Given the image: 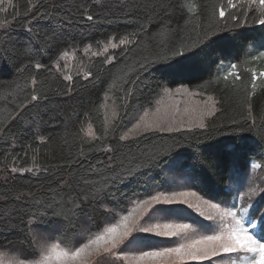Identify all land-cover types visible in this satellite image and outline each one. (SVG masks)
Segmentation results:
<instances>
[{"label":"trees","instance_id":"1","mask_svg":"<svg viewBox=\"0 0 264 264\" xmlns=\"http://www.w3.org/2000/svg\"><path fill=\"white\" fill-rule=\"evenodd\" d=\"M153 2L11 0L10 5L9 0H4L0 5L5 9L0 12V23L8 22L4 31L11 32L15 52V56L0 59V95H8L7 101L0 99V127L7 125L10 128V131L6 129L4 134H0V216L22 213L33 201L44 202L53 197L59 200L56 192L63 196L67 184H72L75 189L78 177H90L91 182H100L112 175L106 169L116 167L117 161L123 160L127 165L126 155L151 149L153 145L171 149L170 156L186 151L190 156L188 164L195 165L208 188L220 196L213 199L199 187L191 186L190 189L217 202L223 198L230 199L221 190L239 182L249 171L252 160L264 164V157L259 155L264 153V119H261L264 117V77L259 76L264 71V60H251L252 55L264 51V48L258 47L261 37H264L262 26L252 23L253 13L250 12L247 24L231 32L225 30L219 33L229 37L227 42L212 44L210 40L205 41L209 46L199 56L185 61L181 66L183 71L170 80L156 71L159 65L144 71L138 70L139 62L155 59L164 47L162 41L167 47L183 41L186 47L191 48L198 35L202 37L205 31H211L203 7L205 0H195L201 8L191 19L188 13L179 10L178 2L174 13L153 10ZM88 15L93 16L92 21L86 19ZM165 24L176 29L177 34L171 38L156 35ZM53 31L61 34L64 40L55 46L45 45L43 38ZM130 33L136 35L129 36ZM125 36L134 43L115 49L110 47L112 43L119 44L120 38ZM30 41L36 42L35 59H30L23 52ZM230 62L237 64L240 79L235 85L229 83L226 86L223 80L216 83L217 75L221 74L218 71L220 65ZM35 63H40L41 68L35 69ZM24 65H28L24 75H34L38 81L35 87L43 89L36 101L30 98L31 83L23 87L24 81L18 70ZM253 70L258 77L255 92L251 88ZM88 73L91 75L88 76ZM69 75L71 80L64 78ZM232 79L230 77L229 81ZM160 83L171 88L184 86L193 93L213 96L216 110L213 116L206 117L207 127L189 128L188 122H185L178 132L144 136L134 133L128 141H120L119 137L125 133L128 121L138 108L154 103L160 93L157 87ZM17 85H20L19 89ZM13 99L18 100L21 107L12 103ZM106 102H112L117 108L115 119L108 125L103 111ZM249 103L254 123L247 118ZM17 111L23 118L13 120ZM89 124L95 140L87 134ZM106 147L112 150L103 151ZM81 148L85 152L89 148L93 151L79 157ZM72 159L76 163L69 167L68 161ZM161 159L163 171L161 168L152 171L145 168L142 170L145 175L129 177L124 183L116 185L112 189L116 199H132L145 186L163 184L172 173L168 169V157ZM34 163L40 167L31 172L12 171L13 168H33ZM93 165L97 173L89 171ZM21 193L24 198L17 201L16 196ZM108 207L115 206L108 204ZM183 207L188 223L199 227L196 221L201 220L200 214L193 207ZM90 215H94L97 222L106 219L100 215L97 206L81 203L75 219L67 224L56 219L46 227L49 231L57 227L80 229L87 226L85 221ZM17 219L25 217L18 216ZM17 219H13L12 223H17ZM171 219L184 222L180 217ZM155 239L161 240L160 246L168 247L173 245L170 241L175 238ZM25 245V233L20 228L0 232V252L12 255L13 247Z\"/></svg>","mask_w":264,"mask_h":264},{"label":"snow or ice","instance_id":"2","mask_svg":"<svg viewBox=\"0 0 264 264\" xmlns=\"http://www.w3.org/2000/svg\"><path fill=\"white\" fill-rule=\"evenodd\" d=\"M177 2L179 10L188 13L190 19L192 15L200 12L201 5L195 0H154L152 8L174 13ZM3 3L4 0H0V5ZM9 4L11 5V0ZM203 7L207 12L208 27L211 31H205L202 37L198 35L191 48L186 47L183 41L172 47H167V44L162 41L164 45L162 52L156 54L155 59L139 62L138 70L149 71L159 65L156 71L165 74L166 78L171 80L173 76L183 71L181 66L185 61L199 56L204 48L209 46L205 41L210 40L212 44L218 41L227 42L229 37L221 36L219 33L225 30L231 32L242 24H247L250 12L253 13L252 23L262 26L261 30L264 31V0H205ZM2 11L5 9L0 8V12ZM86 19L92 21L93 16L88 15ZM7 28V21L0 23V59L15 56L13 41L10 39L11 32L4 31ZM176 34V29L165 24L156 35L171 38ZM128 35L135 36L136 33ZM213 36L217 39H211ZM43 40L45 45L55 46L63 41L64 37L53 31ZM132 43L134 41L125 36L120 38L119 44L112 43L110 47L115 49L120 45ZM34 45L36 42L30 41L23 49L24 54L30 59H35ZM258 47L264 48V37H261ZM64 55L67 56V53ZM251 60H264V51L252 55ZM33 66L35 69L41 68L40 63H35ZM26 67L28 65L22 66L18 71L24 81L23 87H27L29 82L33 86L30 98L31 101H36L43 89L35 87L38 81L34 75H24ZM57 67H59L58 64ZM236 70V63L221 64L218 70L221 74L217 75L216 83L223 80L226 86L229 83L235 85L240 79ZM87 75L90 76L91 73ZM259 76L264 77V71H261ZM230 77L233 78L231 81H229ZM64 78L72 79L70 75ZM257 79V73L253 70L251 72L253 92L258 87ZM157 87L160 89L158 93L160 100L154 114L156 118L135 124L134 129L138 130L136 133L138 136L181 131L183 122L176 119V115L180 113L179 101L175 99L178 94L189 98L188 106L183 110L184 115L189 118L188 127L201 129L207 127L206 117L213 116L216 110V102L211 96L193 105L191 98L196 93L190 92L188 88L177 87L173 90L163 83L158 84ZM17 88L19 89L20 85H17ZM16 94L14 89L13 95ZM250 97L251 93H249V99ZM0 99L7 101L8 95H0ZM12 103L21 107L16 99H13ZM147 116L146 112L145 117ZM22 118L19 111L12 117L13 120ZM247 118L255 122L250 103L247 106ZM233 123L237 122L233 121ZM177 124L179 127L176 126ZM6 129L10 131L7 125L0 127V134H4ZM87 134L92 137V140L96 139L91 124L88 126ZM130 138L129 132L121 135L119 140L128 141ZM111 150L107 147L103 149L105 152ZM91 151L93 149L89 148L88 152ZM88 152L81 148L79 157L86 156ZM170 152L171 149H161L153 145L151 149L126 155L124 159L128 160V164L125 165L123 160L117 161L116 167L106 169L112 175L100 182H91L90 177H78L74 189L72 184H67L65 181L67 191L64 195L61 196L59 191L56 192V196L60 197L59 200L53 197L44 202L33 201L22 213L13 212L7 217L0 216V232L20 228L25 233L26 241L25 247H13L12 255L8 252H0V264H125V262L127 264H189V262L205 261L209 264H217L214 258L226 260L227 264H264V212L260 211V208H254L250 202L245 203L244 199L245 196L254 193L255 189H250L248 193L241 195L240 189L244 186L241 179L238 187L221 190L227 193L230 199L223 198L218 203L203 200L197 192L190 190L191 186L199 187L205 195L212 196L213 199H218L220 194L208 188L201 177L200 170L195 165L188 164L190 156L186 151L177 152L174 156H170ZM259 155L264 157V153ZM165 156L170 161L168 169L172 175H169L163 184L145 186L132 199H116L112 191L116 185L124 183L129 177L145 175L142 171L145 168L149 171L161 168L163 163L161 158ZM109 159L111 160L112 157ZM75 163V159L69 160L68 166L71 167ZM101 165L103 166V162ZM39 167L34 163L33 168H13L12 171L31 172ZM89 171L97 173L98 170L93 165ZM161 171H163L162 168ZM162 188L164 190H161ZM117 191H119L118 188ZM77 192L82 195H78ZM23 198L22 193L16 196L17 201ZM81 203L97 206L100 215L106 219L97 222L95 216L90 215L86 218V227L80 229L57 227L51 231L48 230L46 225L53 220L59 219L67 224L75 219ZM258 203L264 207V197ZM108 204L115 207H108ZM201 204L210 211L204 212ZM183 205L196 208L202 216L206 217V221L211 223L197 220L198 229L193 223L175 222L171 219L172 217L188 219ZM18 216H23L25 219H17ZM13 219H17V223H12ZM155 237L175 238L170 241L173 246H159L162 242ZM222 254L235 255L225 257ZM21 256L24 258L21 259Z\"/></svg>","mask_w":264,"mask_h":264},{"label":"rangeland","instance_id":"3","mask_svg":"<svg viewBox=\"0 0 264 264\" xmlns=\"http://www.w3.org/2000/svg\"><path fill=\"white\" fill-rule=\"evenodd\" d=\"M184 87V86H180ZM171 88V87H170ZM177 88V87H176ZM173 90L175 88H172ZM190 91V90H189ZM192 92V91H190ZM211 96V95H206V96H201L200 94L194 95L191 100L193 102V105H195V102L202 101L206 97ZM213 98V96H211ZM175 99L179 101V108H180V113L176 115L177 121H182L183 123L188 122V116L184 115L183 110L185 107L188 106V97L178 94ZM159 100H160V95L156 96L154 99V103L149 106V107H139L137 112L130 118L128 121V127L125 131V133H129L130 135L137 133L138 130L134 129V125L137 123H140L141 121H151L155 119V111L156 108L159 106ZM213 100L216 102V100L213 98ZM116 110L117 108L112 102H106L103 105V111H104V117H105V123L106 125L110 124L116 117ZM148 113V116L145 117V113ZM115 113V115H113ZM179 127V124L176 125ZM131 130V131H130ZM261 172H263L262 169L258 170L257 167H253L251 171L249 172V175L245 178L244 181V190H250V189H257V186L261 183ZM253 195H249V197H253ZM210 234V233H209Z\"/></svg>","mask_w":264,"mask_h":264}]
</instances>
